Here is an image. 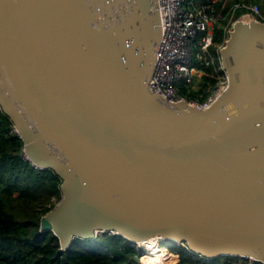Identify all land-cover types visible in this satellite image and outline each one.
Masks as SVG:
<instances>
[{"label": "water", "instance_id": "water-1", "mask_svg": "<svg viewBox=\"0 0 264 264\" xmlns=\"http://www.w3.org/2000/svg\"><path fill=\"white\" fill-rule=\"evenodd\" d=\"M159 38L157 0H0V108L61 179L40 231L264 264V22L234 23L206 107L149 88Z\"/></svg>", "mask_w": 264, "mask_h": 264}, {"label": "trees", "instance_id": "trees-1", "mask_svg": "<svg viewBox=\"0 0 264 264\" xmlns=\"http://www.w3.org/2000/svg\"><path fill=\"white\" fill-rule=\"evenodd\" d=\"M237 1L240 0H227L223 6L221 2L215 4L221 15L213 28L210 46L215 56L225 38L223 26L229 10ZM244 1L264 6V0ZM221 72L216 66L204 68L198 84L182 89L181 95L205 102ZM12 129L13 123L0 108V264H138L135 247L111 232L90 239L73 238L62 249L59 238L51 231H40L42 219L61 199V179L53 170L36 168L22 155L23 142ZM165 247L177 255L175 264H261L232 256L205 258L172 241Z\"/></svg>", "mask_w": 264, "mask_h": 264}, {"label": "built area", "instance_id": "built-area-1", "mask_svg": "<svg viewBox=\"0 0 264 264\" xmlns=\"http://www.w3.org/2000/svg\"><path fill=\"white\" fill-rule=\"evenodd\" d=\"M226 1L157 0L160 38L155 51L153 74L149 81V88L153 92L161 95L168 102L184 100L199 107H206L218 95L221 86H226L227 74L221 65L219 52L234 23L237 21L264 22V13L257 4L244 0L234 2L229 10L227 22L223 26L225 38L217 47V56L213 55L210 52L213 28L221 16L216 11L215 4L221 2L223 6ZM209 66H216V70H222L216 85L217 90L213 89L203 103L182 96V89L189 86L194 88L204 68ZM12 133L18 136L14 127ZM163 243L166 244V241ZM131 245L139 247L143 250L142 252L145 251L139 243ZM191 254L194 253L191 252Z\"/></svg>", "mask_w": 264, "mask_h": 264}, {"label": "bare ground", "instance_id": "bare-ground-1", "mask_svg": "<svg viewBox=\"0 0 264 264\" xmlns=\"http://www.w3.org/2000/svg\"><path fill=\"white\" fill-rule=\"evenodd\" d=\"M224 88L225 86H221L219 91H222ZM159 238H160L159 236H155L152 237L151 240H148L146 242H139L141 248L145 249L144 252L149 251L147 254L143 253V256L141 257V261L143 264H165L163 257H165L167 253L163 251L160 245L156 244V239ZM167 256H168V260H171V256L170 255Z\"/></svg>", "mask_w": 264, "mask_h": 264}, {"label": "rangeland", "instance_id": "rangeland-1", "mask_svg": "<svg viewBox=\"0 0 264 264\" xmlns=\"http://www.w3.org/2000/svg\"><path fill=\"white\" fill-rule=\"evenodd\" d=\"M260 9H261L262 13H264V6H262V7L260 6ZM215 24H216V23H215ZM215 24H214V26H215ZM97 234H99V232H98ZM181 246H183V245H181ZM160 247L163 249L164 252L167 253V255H170V256H171V260H168V256H167V255H166L165 257H163V258H164V262H165V264H175V263L177 262V260H178L177 255H175V254L169 252V251L167 250V248L165 247V243H161V244H160ZM135 249L139 252V259H138V261L142 262V261H141V257L143 256V253L147 254L148 252H142L143 250L140 249L139 247H135ZM165 260H166V261H165ZM248 261H249V260H248Z\"/></svg>", "mask_w": 264, "mask_h": 264}]
</instances>
